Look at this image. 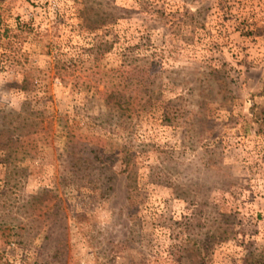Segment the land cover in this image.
<instances>
[{"label":"rangeland","instance_id":"1","mask_svg":"<svg viewBox=\"0 0 264 264\" xmlns=\"http://www.w3.org/2000/svg\"><path fill=\"white\" fill-rule=\"evenodd\" d=\"M264 0H0V264L264 257Z\"/></svg>","mask_w":264,"mask_h":264},{"label":"trees","instance_id":"2","mask_svg":"<svg viewBox=\"0 0 264 264\" xmlns=\"http://www.w3.org/2000/svg\"><path fill=\"white\" fill-rule=\"evenodd\" d=\"M261 117H264V115H262ZM245 264H264V257H263L262 254L252 253L246 259V263Z\"/></svg>","mask_w":264,"mask_h":264}]
</instances>
